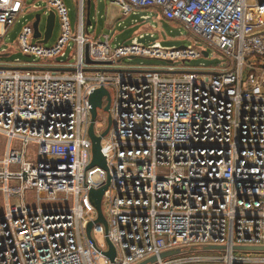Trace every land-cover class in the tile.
<instances>
[{
    "label": "built area",
    "instance_id": "1",
    "mask_svg": "<svg viewBox=\"0 0 264 264\" xmlns=\"http://www.w3.org/2000/svg\"><path fill=\"white\" fill-rule=\"evenodd\" d=\"M78 1L73 35L63 0H48L45 7L0 0V57L10 55L3 45L19 21V49L36 57L32 63L0 62V135L6 140L0 160V264H141L154 257L152 264H187L204 259L196 253L210 246L224 248L225 255L214 261L264 264L235 249L264 246V5L96 0L116 6L121 19L145 10L161 14L230 60L212 70L170 68L177 75L166 76L160 70H113L124 57L185 62L205 51L166 49L160 42L147 48L142 41L148 34L113 49L109 35L90 34L93 22L87 27L85 0ZM31 11L59 16L61 36L54 46L35 39ZM86 44L92 61L111 65L87 64ZM102 86L111 94V107L104 111L105 97L95 132L101 136L112 118L101 142L108 170L89 169V98ZM109 176L102 203L106 228L97 222L90 193ZM90 223L95 243L87 233ZM110 244L114 261L106 256ZM176 250L181 252L161 259Z\"/></svg>",
    "mask_w": 264,
    "mask_h": 264
},
{
    "label": "rangeland",
    "instance_id": "2",
    "mask_svg": "<svg viewBox=\"0 0 264 264\" xmlns=\"http://www.w3.org/2000/svg\"><path fill=\"white\" fill-rule=\"evenodd\" d=\"M31 3H35L41 7H45L48 0H29ZM92 22L94 29H90L89 32L92 35L97 37H102L104 35H109L111 37L112 48L116 49L120 46H131L133 40L136 37H139L141 34L147 35L142 43L145 47L149 48L156 42H161L162 47L168 49H178L180 47L189 46L195 47V49L206 51L208 57L202 55L200 58H192L185 62L181 60H173L158 57V56H149L146 54L137 55L136 58L130 59L129 57H124L119 60L114 67L116 69L127 70V69H144V70H160V71H169L172 68V72H181L182 70H197L205 66L207 69H219L229 65L230 60L225 55L224 52L211 48L207 42L194 34L193 32L186 29L184 25L176 21L169 20L163 15L158 14L151 17L150 20L143 21L141 15H145L144 12H141L140 15L133 16L131 15L128 18H120L119 10L116 6L111 5L110 2H99L92 0ZM251 3L254 0H249ZM65 5L69 10V21L72 28L73 35L78 33L79 28V14H80V2L78 0H63ZM87 9V0H85V13ZM37 14L43 15L40 30L45 32L47 24V15L43 12H30L28 19L33 22ZM21 21L17 22L15 26L9 31L5 38L6 44L3 45L7 47L10 51V55L5 57H0V62H14L17 58H20L23 62L32 63L35 56L28 57L24 54L18 46L19 34L22 31ZM121 24V26H119ZM96 29V30H95ZM0 33H2V26H0ZM85 34L88 35L85 27ZM154 34V38H151L150 35ZM61 36V20L59 16L56 20V27L53 33V37L46 44L47 47H52L56 44L58 39ZM37 43V41L35 42ZM74 45V42H71ZM71 50V49H70ZM70 52V51H69ZM39 60V59H37ZM171 61V63H169ZM128 73V72H126ZM134 75H138V72H131ZM166 76H175L176 73H167L163 72ZM100 115L109 117L108 114H103L100 110ZM6 140L3 136L0 135V160L2 159L5 151ZM4 214V203L2 197L0 198V216ZM95 238L99 243L103 242V237L100 234H95ZM239 255H244V253L239 252ZM224 252L220 250H204L196 253V256L203 257L200 261H191L186 262L187 264H224L221 261H214L219 257H223ZM245 256V255H244ZM251 256L258 259H264V253L251 252ZM209 257V258H208Z\"/></svg>",
    "mask_w": 264,
    "mask_h": 264
},
{
    "label": "water",
    "instance_id": "3",
    "mask_svg": "<svg viewBox=\"0 0 264 264\" xmlns=\"http://www.w3.org/2000/svg\"><path fill=\"white\" fill-rule=\"evenodd\" d=\"M260 5H264V0L260 1ZM91 6H92V0H87V27L91 26ZM47 24H46V29L44 34H42L41 30H40V23L42 20V15L41 14H37L35 17V22H34V31H35V39L41 43V44H47L51 38L53 37V33L56 27V20H57V16L56 13L54 11H52L48 16H47ZM43 37V38H42ZM179 50H183L186 49V47H180L178 48ZM203 55L205 57H208V53L205 51L203 52ZM136 58V56H132L130 57V59H134ZM85 59H86V63L87 64H94L97 66H104L107 64L111 65V62H94L91 60V56H90V46L88 44H86L85 46ZM171 63V61L169 62ZM99 71H107L103 68H99ZM114 72H121V71H127V70H121V69H115L113 70ZM128 71H133V70H128ZM161 72H167V71H161ZM167 73H171V72H167ZM107 98V106L104 108L105 112H109L110 111V107H111V94L110 92L107 90V88H105L104 86L96 89L95 91H93V93L90 95L89 98V103L91 106V114H92V120H91V125L89 128V136L92 140L93 143V161L89 167L93 168V167H100L104 170H108V165H107V159L106 157L103 155L102 153V147H101V142H102V138L106 137L110 131V128L112 126V118L109 117V123H108V128L106 129V131L101 135L98 136L95 132V124L97 122L98 119V110L103 108V103H104V98ZM111 184V178L110 176L108 177V182L107 184H105L103 187H101L100 189H93L90 193V198L91 201L94 205V207L96 208L97 212H98V220L97 222L99 223H103L105 225L106 228H108V224H107V220L105 219L104 213H103V207H102V203H103V198L104 195L106 193V191L109 189ZM93 229V223H90L88 228H87V233L89 236V239L92 241V243H95L94 240L92 239L91 236V232ZM110 252L106 253V256L111 260L114 261L115 257H116V251L115 248L113 247L112 244H110ZM207 250H216V249H224L223 247H216V246H210L206 248ZM236 250L239 251H246V252H256V253H264V246H254V247H249V246H245V247H236ZM181 252V250H176V251H170V252H166L164 254L161 255V259L167 258V257H171L173 255L179 254ZM157 262V257L151 258L141 264H152Z\"/></svg>",
    "mask_w": 264,
    "mask_h": 264
},
{
    "label": "crops",
    "instance_id": "4",
    "mask_svg": "<svg viewBox=\"0 0 264 264\" xmlns=\"http://www.w3.org/2000/svg\"><path fill=\"white\" fill-rule=\"evenodd\" d=\"M256 1L258 0H254L253 2L255 3ZM92 4H93V1H92ZM91 10H92V6H91ZM145 13V15H150V14H153V16H156L158 14H156L155 12L153 11H150V10H145V11H142ZM145 15H141V16H145ZM86 16H87V9H86ZM91 22H92V16H91ZM86 24H87V21H86ZM159 42V41H158ZM161 43V42H160ZM7 57V56H6Z\"/></svg>",
    "mask_w": 264,
    "mask_h": 264
},
{
    "label": "bare ground",
    "instance_id": "5",
    "mask_svg": "<svg viewBox=\"0 0 264 264\" xmlns=\"http://www.w3.org/2000/svg\"><path fill=\"white\" fill-rule=\"evenodd\" d=\"M261 0H258V1H256V2H260ZM255 5V4H254ZM253 8V7H252ZM161 44V43H160ZM162 46V45H161Z\"/></svg>",
    "mask_w": 264,
    "mask_h": 264
}]
</instances>
